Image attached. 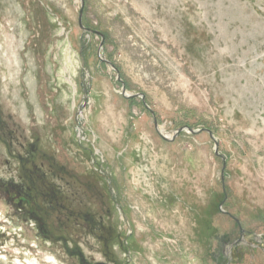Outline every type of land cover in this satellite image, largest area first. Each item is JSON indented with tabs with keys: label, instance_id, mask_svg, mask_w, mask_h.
I'll return each instance as SVG.
<instances>
[{
	"label": "rangeland",
	"instance_id": "rangeland-1",
	"mask_svg": "<svg viewBox=\"0 0 264 264\" xmlns=\"http://www.w3.org/2000/svg\"><path fill=\"white\" fill-rule=\"evenodd\" d=\"M80 6L0 0V264H264V0Z\"/></svg>",
	"mask_w": 264,
	"mask_h": 264
},
{
	"label": "water",
	"instance_id": "water-1",
	"mask_svg": "<svg viewBox=\"0 0 264 264\" xmlns=\"http://www.w3.org/2000/svg\"><path fill=\"white\" fill-rule=\"evenodd\" d=\"M81 2V6H80V9H79V13H78V24L81 28H83L84 30H88L90 32H94L96 34H98L99 36L103 37L102 33L97 31V30H92V29H88V28H85L83 27L82 25V7H83V0H80ZM102 46V42L100 43V48ZM105 62H107L113 69L114 71L116 72L117 74V80L121 82V79L119 77V73H118V69L116 68V66L109 60L107 59H103ZM122 94L127 97V98H133V97H140L141 100H142V103L144 104V106L153 114L152 110L149 108V106L146 104V101H145V98H144V95L142 93H127L126 90H125V87L124 85H122V90H121ZM153 120H154V126L155 128L158 130L159 134L161 135V137L165 140H170V139H173L177 134H179L182 130H187L188 132L190 133H199L201 131H205L208 133V135L210 136V138H212L213 142H214V153L218 156H220L222 158V168H221V177L223 178V172H224V167H225V159L223 157L222 154L219 153L218 151V143H217V140L216 138L214 137V135L212 134L211 130L209 129H192L188 126H182V127H179L175 130L174 134L172 135V137L168 138L167 136H165L161 130L158 129V125H157V121H156V118L155 116L153 115ZM222 205H223V202H221L219 204V209L221 212H223L224 214H226L227 216H229L230 218H232L234 220V222L239 226V230L240 232H242V228L240 226V221L239 219L232 215L230 212H227L225 211L224 209H222Z\"/></svg>",
	"mask_w": 264,
	"mask_h": 264
},
{
	"label": "bare ground",
	"instance_id": "bare-ground-1",
	"mask_svg": "<svg viewBox=\"0 0 264 264\" xmlns=\"http://www.w3.org/2000/svg\"><path fill=\"white\" fill-rule=\"evenodd\" d=\"M165 136H167V135H165Z\"/></svg>",
	"mask_w": 264,
	"mask_h": 264
}]
</instances>
